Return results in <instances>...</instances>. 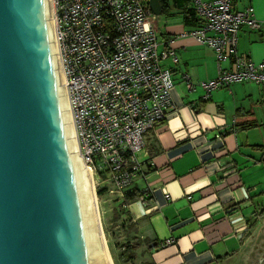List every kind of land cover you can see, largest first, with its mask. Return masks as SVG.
I'll list each match as a JSON object with an SVG mask.
<instances>
[{
    "label": "crops",
    "instance_id": "obj_1",
    "mask_svg": "<svg viewBox=\"0 0 264 264\" xmlns=\"http://www.w3.org/2000/svg\"><path fill=\"white\" fill-rule=\"evenodd\" d=\"M164 1L169 11L154 19V27L158 52L172 49L178 57L176 63L161 61L173 79L171 107L165 122L145 136L139 154L145 167L133 188L152 191L149 205L133 202L124 207L125 215L147 248L148 264H255L264 250V89L233 84L204 100L197 84L217 76L214 53L184 36L193 29L182 20L188 0ZM248 6L262 27L242 26L237 51L262 62L264 0L231 3L235 11ZM185 75L196 84L193 90ZM216 135L223 150L214 157L199 153ZM168 238L174 243L162 246Z\"/></svg>",
    "mask_w": 264,
    "mask_h": 264
},
{
    "label": "built area",
    "instance_id": "obj_2",
    "mask_svg": "<svg viewBox=\"0 0 264 264\" xmlns=\"http://www.w3.org/2000/svg\"><path fill=\"white\" fill-rule=\"evenodd\" d=\"M199 25L184 36L211 49L217 76L199 85L206 100L212 91L249 83L264 89V61L254 62L237 51L244 26L258 31L253 7L231 8L234 0H188ZM55 44L78 151L94 177L122 196L143 176L139 154L145 136L161 126L171 107L174 86L161 61H178L172 50L158 52L154 16L148 0H50ZM226 66V67H225ZM189 90L196 86L183 76ZM223 150L216 135L199 153ZM112 192V191H110ZM163 197L169 199L163 189ZM153 193L139 192L146 208ZM168 238L162 246H170Z\"/></svg>",
    "mask_w": 264,
    "mask_h": 264
},
{
    "label": "water",
    "instance_id": "obj_3",
    "mask_svg": "<svg viewBox=\"0 0 264 264\" xmlns=\"http://www.w3.org/2000/svg\"><path fill=\"white\" fill-rule=\"evenodd\" d=\"M51 29L48 0H0V264H102L73 192Z\"/></svg>",
    "mask_w": 264,
    "mask_h": 264
},
{
    "label": "rangeland",
    "instance_id": "obj_4",
    "mask_svg": "<svg viewBox=\"0 0 264 264\" xmlns=\"http://www.w3.org/2000/svg\"><path fill=\"white\" fill-rule=\"evenodd\" d=\"M90 179L95 198V208L102 241L110 263L148 264L147 248L145 244H138L134 231L125 224L127 216L122 214V211L124 212V210L120 211V201L122 198L120 193L115 191L108 182L100 181L99 178L94 177L92 173ZM102 189L105 193L100 197L97 196L96 191ZM117 210H119L120 219L115 221L113 215ZM122 224H124V226ZM126 242H129L135 247L130 258L127 260L122 257L120 250L121 246Z\"/></svg>",
    "mask_w": 264,
    "mask_h": 264
},
{
    "label": "bare ground",
    "instance_id": "obj_5",
    "mask_svg": "<svg viewBox=\"0 0 264 264\" xmlns=\"http://www.w3.org/2000/svg\"><path fill=\"white\" fill-rule=\"evenodd\" d=\"M49 5V20L51 25V34H52V40L54 43V51L55 54L57 52L55 41H54V29H53V21H52V13H51V6H50V0H48ZM56 63L55 66L59 71V81H60V87L63 91V98L65 99V93L63 90V79L60 72L59 62H58V56L56 55ZM66 103V99H65ZM60 110L66 113L67 117H62L60 120L61 126L66 128V136L68 138V141L70 142L69 148H67L66 155L70 156V173L72 175V181H73V192L79 202V204L82 207L83 214L85 217L86 224L93 236V239L96 243L100 260L102 264H111L110 260L107 257V253L105 251L103 241H102V235L97 219V213L95 208V198L93 195V189L91 185V170L87 168V166L83 163L77 146V141L75 137L74 127L72 124L71 115L69 114V109L67 107V103L59 107ZM62 112V113H63ZM93 175V174H92Z\"/></svg>",
    "mask_w": 264,
    "mask_h": 264
},
{
    "label": "trees",
    "instance_id": "obj_6",
    "mask_svg": "<svg viewBox=\"0 0 264 264\" xmlns=\"http://www.w3.org/2000/svg\"><path fill=\"white\" fill-rule=\"evenodd\" d=\"M161 2H162V14L165 15L169 11V5L166 1H161ZM188 3H189V1H188ZM182 20H183L184 26H186V27H193L194 28V27L199 25V21L197 20L194 11L191 8H188L183 12ZM103 193H105V191L103 189L96 191V194L99 197L102 196ZM121 197H122L121 198L122 203H121L120 211L124 210L125 206H127L133 202H136L138 197H139V193L137 192V190L135 188L132 187L131 189L123 192ZM116 212L113 215L114 216L113 219L115 221L120 219L119 210H117ZM125 213L126 212L122 211V214H125ZM125 224H127L128 227L132 228L133 231L136 230L135 224L133 222H131V220L128 217L126 218ZM122 225L124 226V224H122ZM139 243L140 242L138 241V244ZM134 249H135L134 245L130 244L129 242L124 243L120 248L122 257L126 258V260L129 259L130 255L134 251Z\"/></svg>",
    "mask_w": 264,
    "mask_h": 264
}]
</instances>
